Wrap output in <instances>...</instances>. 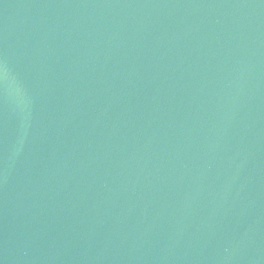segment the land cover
Returning a JSON list of instances; mask_svg holds the SVG:
<instances>
[{
  "label": "water",
  "instance_id": "obj_1",
  "mask_svg": "<svg viewBox=\"0 0 264 264\" xmlns=\"http://www.w3.org/2000/svg\"><path fill=\"white\" fill-rule=\"evenodd\" d=\"M0 264H264V0H0Z\"/></svg>",
  "mask_w": 264,
  "mask_h": 264
}]
</instances>
